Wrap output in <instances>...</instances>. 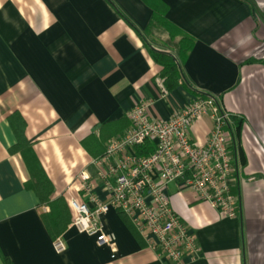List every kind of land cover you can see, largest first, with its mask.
Masks as SVG:
<instances>
[{"label": "crops", "instance_id": "1", "mask_svg": "<svg viewBox=\"0 0 264 264\" xmlns=\"http://www.w3.org/2000/svg\"><path fill=\"white\" fill-rule=\"evenodd\" d=\"M156 12L194 38L166 99L152 50L178 53L161 33L147 35ZM207 96L230 114L240 207L227 216L170 183L171 206L201 246L198 259L180 264H264V0H0V264H176L148 248L116 208L103 217L117 243L111 258L109 246L71 226L70 196L108 140L130 126L135 105L152 100L150 115L169 119ZM18 115L67 222L64 253L49 230L51 206L13 150ZM211 129L203 116L191 137L205 143Z\"/></svg>", "mask_w": 264, "mask_h": 264}, {"label": "built area", "instance_id": "2", "mask_svg": "<svg viewBox=\"0 0 264 264\" xmlns=\"http://www.w3.org/2000/svg\"><path fill=\"white\" fill-rule=\"evenodd\" d=\"M156 84L160 98L166 99L165 78L157 76ZM152 103L143 101L131 108L127 112L130 126L124 134L108 140L105 151L91 160L93 173L86 169L79 174L73 190L80 198L70 196L71 226L95 236L99 246H109L114 259L117 243L103 217L116 208L148 248L180 264L187 257L198 259L201 246L171 206L168 186L177 183L225 215L237 216L240 197L235 191L234 133L229 112L214 96L194 99L169 119L150 115ZM203 116L211 119L212 129L205 143H200L193 140L191 131ZM138 148L147 153L140 154ZM98 187L105 198L96 193ZM54 247L57 253H64L65 239L57 237Z\"/></svg>", "mask_w": 264, "mask_h": 264}, {"label": "trees", "instance_id": "3", "mask_svg": "<svg viewBox=\"0 0 264 264\" xmlns=\"http://www.w3.org/2000/svg\"><path fill=\"white\" fill-rule=\"evenodd\" d=\"M161 23L169 25L172 29H176V32L183 35V39H180L174 43L178 57L174 56L171 52L161 51L157 49L152 50V55L157 63L162 67L160 76L165 78V85L169 91L177 88L183 77L182 61L185 60L188 52L193 44L194 38L175 25L173 22L168 20L164 16V13L156 12L153 14L151 20V27L155 23ZM170 40V39H169ZM19 119L18 126L16 127V133L18 141L13 146V150H19L23 153L29 170L32 176V184L36 191L40 194L43 201L47 202L51 206V213L46 217L48 221L49 230L54 236V240L59 237L65 230L67 222L64 219L62 213L58 209V205L51 200V195L53 192V185L51 181L47 178L43 170L40 168V163L32 149L31 144L25 136V120L21 116H17ZM140 154L147 153V150L143 148H138ZM5 264H13L8 257H5Z\"/></svg>", "mask_w": 264, "mask_h": 264}, {"label": "rangeland", "instance_id": "4", "mask_svg": "<svg viewBox=\"0 0 264 264\" xmlns=\"http://www.w3.org/2000/svg\"><path fill=\"white\" fill-rule=\"evenodd\" d=\"M154 32H159L163 36V38L170 39V43H174L180 39H183V35L181 33H178L175 31V29H172L169 25H163L161 23H155L148 31V36ZM75 197L80 198V195L78 193L74 194Z\"/></svg>", "mask_w": 264, "mask_h": 264}]
</instances>
